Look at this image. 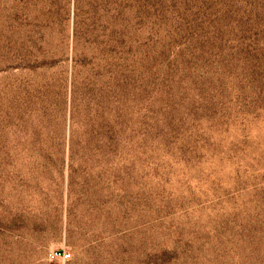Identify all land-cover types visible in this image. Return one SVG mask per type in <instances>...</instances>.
<instances>
[{
	"label": "rangeland",
	"instance_id": "obj_1",
	"mask_svg": "<svg viewBox=\"0 0 264 264\" xmlns=\"http://www.w3.org/2000/svg\"><path fill=\"white\" fill-rule=\"evenodd\" d=\"M0 264H264V0H0Z\"/></svg>",
	"mask_w": 264,
	"mask_h": 264
},
{
	"label": "built area",
	"instance_id": "obj_2",
	"mask_svg": "<svg viewBox=\"0 0 264 264\" xmlns=\"http://www.w3.org/2000/svg\"><path fill=\"white\" fill-rule=\"evenodd\" d=\"M48 258L50 261H68L71 259V253L66 250H55L49 253Z\"/></svg>",
	"mask_w": 264,
	"mask_h": 264
}]
</instances>
